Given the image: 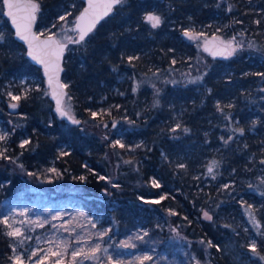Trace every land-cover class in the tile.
<instances>
[{
    "label": "trees",
    "instance_id": "obj_1",
    "mask_svg": "<svg viewBox=\"0 0 264 264\" xmlns=\"http://www.w3.org/2000/svg\"><path fill=\"white\" fill-rule=\"evenodd\" d=\"M38 1L40 10L50 8L51 12L62 3V0ZM228 1L237 3L230 15L217 8L216 0L208 1L202 8L198 0H164L163 4L161 0H125L84 42L72 43L65 55L63 81L68 83V103L77 115L75 118L81 121L79 125L57 116L48 96L38 98L33 94L23 99L16 113H11L7 104H0L3 119L28 117L24 127L10 125L12 133L4 152L7 159L0 158V220L5 197L24 186L22 177L26 175L52 186L50 194L65 197L62 188L79 189L73 202L89 214L100 216L105 239L111 238L115 247L139 227L143 229L139 233L143 239L137 238L138 241L155 247L157 253L167 250L172 242L181 241L172 237V227L190 239V243H185L193 251L198 245L206 247V243H199L201 240L219 245V222L205 219L203 212L212 209L213 202L221 196L219 184L238 182L244 177L251 155L264 158L262 118L248 124L252 117L260 115V110L256 113L254 110L264 106L252 102L254 97H264L261 91L264 78L251 75L264 72L263 67L251 64L254 52L264 53V23L261 20L255 25L258 15L249 12L245 0ZM199 7L208 17L205 23L219 18L217 14L229 22L242 21L231 35L239 32L238 27L244 28L245 32L240 34L244 48L229 58L213 57L192 39L180 40L178 30L170 29L167 21L183 20L189 13L197 16ZM149 12L158 14L166 25L158 29V36L141 31L148 24L145 17ZM5 20L12 30L6 16ZM176 44L189 58L184 66L178 60L175 66H170L172 53L168 49L177 47ZM255 44L259 46L253 47ZM148 50L154 51L146 53ZM159 55L163 58L159 59ZM129 56L139 59L129 64ZM150 63L163 69L153 86L145 84L133 93L129 83L119 82L118 70L128 67L133 76L141 77L151 69ZM35 73L42 75L26 53L0 58V91L9 76ZM201 76L203 79L197 80ZM193 80L197 82L189 83ZM116 86L126 96L116 94ZM104 92L111 105L103 109L105 114L92 118L90 111L97 109L96 100ZM218 103L223 113L218 111ZM229 104L232 107H226ZM240 128L244 129V135L233 131ZM116 129L122 131L116 133ZM23 135L31 141L25 148L20 147ZM117 140L126 147L113 148L111 145ZM133 140L143 142L137 147L132 145ZM61 152L70 155L62 156ZM7 160L20 167L24 175L12 171ZM213 161L217 166L210 175L208 167ZM52 167L55 172H49ZM200 173L203 177H196ZM81 176L85 180H80ZM100 176L106 179L101 180ZM153 179L160 187L152 186ZM113 184L118 187H112ZM144 200L159 203L146 204ZM169 210L177 215H170ZM12 253L11 239L0 223V264H12ZM196 254L209 264H235L222 249L217 251L215 247L205 248L204 252L197 250Z\"/></svg>",
    "mask_w": 264,
    "mask_h": 264
},
{
    "label": "rangeland",
    "instance_id": "obj_2",
    "mask_svg": "<svg viewBox=\"0 0 264 264\" xmlns=\"http://www.w3.org/2000/svg\"><path fill=\"white\" fill-rule=\"evenodd\" d=\"M163 1L164 0H161L162 4L164 3ZM208 1L210 0H198V3L201 4L200 7L202 8V5ZM245 1L246 5L250 7L249 12H254L258 15L255 20V25L261 23V20H263L264 23V0ZM216 3L217 8L219 7L228 12L225 15H230L231 11H228V9H233V6L237 4L228 0H216ZM226 4H228V7L222 8L223 5ZM82 6L80 0H62L60 5L54 7L52 10L53 12L50 11V8L40 10V26L37 27L38 32L48 36H56L61 42H68L70 39L75 38L77 33L67 31L64 25H67L68 28L73 26V21L81 12ZM200 7L198 10H200ZM156 11L157 10H155V12ZM55 12L56 15H54ZM67 12H71L72 15L68 16L66 21H60L58 17ZM155 12H149L147 15L154 14L159 16ZM198 14L197 16H192V14L189 13L183 20H177V22L175 20H168L167 25H171L170 29L176 28L178 30V34L181 36L179 38L180 40L182 37L189 40L188 37L183 35V32L191 31L193 33L192 40L195 41L197 47L202 50L205 49L206 44L214 37L220 42H227L234 38L238 50L231 56H234L238 51L244 48L240 38L242 37L240 36L241 31H243V33L245 32L244 28L240 30L238 27L239 32H235L236 34L233 33L231 35L233 28L235 29V26L242 21L229 22L224 16L217 14L218 17L220 16L219 18L205 23L204 21L208 19V17L206 18L204 11L200 10ZM257 21H259V23H257ZM147 23L148 24H144L141 31L154 32L155 36L160 34V30L158 29L166 27L162 18L159 27L153 28L148 21ZM174 24H176V26H174ZM53 25H55V27H53ZM129 30H131V28H129ZM0 35L4 37L3 41L0 42V58L7 55L20 56L26 53L25 48L22 51V45L13 37L14 32L9 28L5 20L3 6H0ZM239 45H242L243 48L239 47ZM176 46L177 47L168 49V52L172 53L170 66H175L173 60H178V64L184 66L189 58L183 52L184 50L180 48V45L176 44ZM257 46L259 45L255 44L253 47L257 48ZM153 51L148 50L146 53H152ZM263 54L261 55V53L254 52V54L251 55V64L253 65L254 63V66L257 68H264ZM225 55L224 53L220 55V57H225ZM162 58L163 55H159V59ZM256 61L258 63H256ZM151 64L152 63H150V65ZM155 66L156 64H152L151 69L148 68L147 73L141 77L137 75L133 76L131 74L132 69L128 67L118 70L119 82L129 83L133 93H136L145 84L153 86L163 71L162 68H156ZM65 84L68 85L67 82H65ZM3 86L4 88L0 91V104L3 105L5 103L10 109V104L12 102H18L17 112L21 109L23 97L25 95L27 99L33 94L38 98H43L45 96L49 97V91L43 74L35 73L31 75L9 76ZM25 89H29L30 91L25 92ZM9 92L13 95H20L22 97L21 100L13 101L8 95ZM115 92L116 94L120 93V95L126 96V94H121L120 86H116ZM45 93L48 94L46 95ZM108 100L109 97L104 92L96 100V104L98 105L97 109L103 110L104 108L110 107L111 103H108ZM254 100L258 101L257 103H260V105L261 103L264 104V97H254L252 102ZM24 103H26V101ZM66 104L70 105L68 103V98ZM253 104H256V102H253ZM42 105L43 108H45L46 104L44 102ZM29 106L27 102V107ZM259 110L260 115L254 116V118L252 117V120H250L248 124L251 123V121H258L259 118H262V127L264 129V106L258 107L254 112L256 113ZM70 113L74 117L77 116L73 108H71V105ZM26 119H28V117H25V115H17L16 117L3 119L1 118L0 112V134L7 136L6 140L0 141V149L7 148L6 146L12 133L9 128L10 125L15 126L17 124L18 126L21 125V127H24L25 124H27ZM121 131V129H116V133ZM251 132L254 133L255 130L252 129ZM238 139L239 138L236 140ZM25 140L30 139L26 135H23L21 143ZM120 142L123 143L121 140ZM142 142L143 140H133L132 145L137 146ZM262 159L264 158L261 157L256 159L251 155L248 159L250 167L244 172V177L240 178L238 182L229 180L224 182V184H219V188L223 190L221 196L218 200L213 202V208L207 211L212 216V220L214 219L219 222L220 248L235 264H264V261L260 260L248 250L249 243L251 241H256L258 246L257 250L264 253V195H261V192H264V184H261V180L264 179V164L260 163ZM6 164L10 166L12 171L19 175H24L21 169L19 171L20 167L13 165L14 162L11 160H7ZM254 171H256L255 174H253ZM196 177L202 178L203 174L200 173ZM22 178L24 186L15 194L5 197V202L2 204L1 220L7 219L8 224L11 225V228H9L7 225L3 224L6 228V233L14 228H20L24 235L29 237V239H23V237L9 236L12 242V249L13 247L16 248V253H12V256H22L24 264H29V260L31 264H36L38 260H42L43 264H56L57 261H62V264H97L96 261L85 258L88 250L96 244H99L101 248V251L96 253L99 258L98 264H196V261H199L200 264H209L206 259L202 261V259L197 258L198 254H196L197 250L204 252L206 247L198 245L196 247L197 250H191L185 243H190V239L183 236V234L174 227H172L173 231H171L172 237L180 238L181 241L172 242L173 245L162 252L159 250V253H157L158 250H156L155 247L150 245L144 246L143 243L138 241L135 234L139 235V233H142V227H139L136 231L134 230L135 232L130 231L125 239L119 242V247H115L113 246L111 238L105 239V235L102 237L99 235L100 233H105L104 228L100 224V216L89 214L73 202L75 194L80 191L79 189L62 188V193H66L67 196H58L55 193H49L52 186H47L37 179L35 181L31 180V178L26 175ZM249 185H251V187H249ZM248 205L252 206L251 209L248 208ZM250 212L254 214V219L250 217ZM20 213H24V215H20ZM33 221H36V223H33ZM159 223L162 225L163 220ZM93 225H95V227H93ZM19 240H23V243H18ZM81 248L84 249V253L77 255L75 259H73V251ZM34 252L36 255H32ZM53 252H59L60 255H53ZM144 256H151L152 259L143 260L142 258ZM45 257L47 258L44 259ZM12 264H14L13 260Z\"/></svg>",
    "mask_w": 264,
    "mask_h": 264
},
{
    "label": "snow or ice",
    "instance_id": "obj_3",
    "mask_svg": "<svg viewBox=\"0 0 264 264\" xmlns=\"http://www.w3.org/2000/svg\"><path fill=\"white\" fill-rule=\"evenodd\" d=\"M125 0H88V7L85 8L79 16L75 18L73 21V26L71 28H68L67 25H64V28L67 31H72L77 33V36L73 39H70L69 42L71 43H82L85 41V38L93 31L95 28L96 23L99 22V20L103 17L108 15L114 6L124 3ZM4 3L8 7V16L11 18L12 24L15 26L16 29V36L24 41L28 46L27 55L36 63L41 64L44 68V73L48 77V84L49 87L52 89L51 95L53 99L56 100V111L59 113L61 118L68 119L72 124L79 125L81 123L80 120L76 119L73 115L70 114V105H67L63 99L64 96L67 95L63 89L67 88L68 85L61 83L59 80V72L63 71V69L60 67V60L63 55L64 48L67 46L64 43H61L60 41H56L52 38L50 35L47 40L41 41L39 39L40 35H44V33H39V35L36 32L32 31V25L36 19L35 13L39 10V5L34 2V0H4ZM102 9V11L100 10ZM25 11L27 14L24 16H18L17 13L19 11ZM232 9L229 8L228 11H231ZM71 12H67L66 14L60 15L58 19L60 21H66L68 16H71ZM145 19L151 24L153 28L159 27L161 24V18L157 15L150 14L145 17ZM259 23V21H257ZM55 27V25H53ZM183 35L188 37L189 39H193V33L191 31H184ZM4 39L3 35H0V42H2ZM67 39V38H66ZM215 39V37L213 38ZM221 43L224 45L223 52L226 54L225 58L228 56L233 55L237 50L238 46L235 43V40L224 42L221 41ZM239 47H242V45H239ZM249 47H252V45H249ZM205 51H209L207 47L204 49ZM212 55H216V52H212ZM138 56H129L128 57V63L131 64L133 60H138ZM173 63H175V60H173ZM246 75H249L246 73ZM251 75H255L261 78H264V72H255L251 73ZM203 76L198 77L197 80H202ZM196 80L189 81V83H196ZM30 91L29 89H25V92ZM261 91H264V89H261ZM46 95L48 93H45ZM8 95L11 97L13 101H20L21 96L20 95H13L11 92L8 93ZM24 99H27V96L25 95L23 97ZM158 103V102H157ZM18 105L16 103L11 104V107L15 109ZM226 107H232L231 104L227 105ZM217 109L221 113H223V108L220 106V104H217ZM104 110H101L99 113L95 111H90V116L92 118H97L98 115H103ZM226 119H230V117L226 116ZM115 124V122H114ZM104 127H107V125H103ZM179 127V125H177ZM176 129H173L175 131ZM184 131H188L187 129H184ZM233 131H239L240 135H244V129H233ZM7 139L6 135L0 134V141H4ZM231 139V138H230ZM229 141L226 140L225 144H227ZM31 141L25 140L20 144L21 148H25L28 144H30ZM117 145H119L120 148H125L126 146L121 143L119 140L115 141L111 146L115 148ZM141 145H137V147H140ZM6 149H0V158L7 159L6 156H4V152ZM61 155H70V153L67 152H61ZM261 164H264V159L260 160ZM217 166V162L213 161L212 165L208 167V173L211 175L214 172V167ZM21 167H23L21 165ZM179 167L184 168L185 165H179ZM49 171L55 172L56 169L52 168L49 169ZM28 175H32V173H28ZM215 179V176L212 177ZM80 180H85L84 176L79 177ZM99 179L105 180L106 178L104 176H100ZM110 182V181H109ZM152 186L153 187H160L159 182L155 179L152 180ZM261 184H264V179L261 180ZM112 187H118V185L113 184ZM251 187V185H249ZM261 195H264V192H261ZM164 197H161L163 199ZM143 199V198H142ZM146 204H158L159 200H144L143 201ZM251 205H248V208L251 209ZM170 215H177L176 212L169 210ZM20 215H24V213H20ZM250 217L254 219V214L249 213ZM203 216L205 219L211 221L212 216L207 212H203ZM0 223L7 225L9 228H11V225L8 224V220H0ZM33 223H36V221H33ZM95 227V225H93ZM8 236L11 237H23V239H29V237L25 236L24 233L21 231L20 228H14L11 231H8L6 233ZM106 233H100L99 235L102 237ZM144 236L147 235V232L143 234ZM138 239H143V236H138ZM51 242V241H49ZM18 243H23V240H19ZM200 244L206 243V248H212L215 247L217 251H220L219 245H214L211 240H208L205 242L204 240L199 241ZM258 246L256 241H251L248 245V250L258 257L260 260L264 261V253H261L257 250ZM13 253H16V248L13 247L12 249ZM101 248L99 244H96L94 247L90 248L88 250V253L85 255L86 259H92L97 262L99 258L97 257L96 253L100 252ZM81 253H84V249H77L73 251L72 257L75 259V257ZM53 255H60L59 252H53ZM32 255H36V253H32ZM45 257L44 259H46ZM14 261V264H24L23 258L20 255H13L10 257ZM143 260H151V256H144L142 258ZM29 264H31V261L29 260ZM36 264H43L42 260L36 261ZM56 264H62V261H57ZM196 264H200L199 261H196Z\"/></svg>",
    "mask_w": 264,
    "mask_h": 264
},
{
    "label": "water",
    "instance_id": "obj_4",
    "mask_svg": "<svg viewBox=\"0 0 264 264\" xmlns=\"http://www.w3.org/2000/svg\"><path fill=\"white\" fill-rule=\"evenodd\" d=\"M82 1H83V8H82L81 12H82L85 8L88 7V0H82ZM34 2L37 3V4L39 5V10H40V3H39V1H38V0H34ZM101 2H102V0H101ZM117 6H118V5L114 6L113 9H112V11H111L108 15L103 16V17L99 20V22L96 23L95 28L93 29V31H92L91 33H89V35H91V34L96 30V28L98 27V25H99V24H100V23H101L106 17H108V16H109V15L115 10V8H116ZM3 7H4V13H5V16L8 18L9 23H10V26H11L13 32H14V38H15L20 44H22V45L24 46V48H25V50H26V56L30 59V61L32 62V64L35 65L36 67H38V68L42 71V74H43V76H44V78H45L46 86H47L48 91H49V99H50V101L53 103V108H54L55 113L57 114V116L60 117L59 113L56 111V100L53 99V97H52V95H51L52 89L49 87V84H48V77H47V76L45 75V73H44V68H43V66H42L41 64H38V63H36L35 61H33V60L27 55L28 46H27V44H26L24 41L20 40V39L16 36V29H15V26L12 24V22H11V18H10V17L8 16V14H7V13H8V7H7V5L4 3V0H3ZM39 10L35 13L36 19H35V21H34V23H33V25H32V31H33V32H36L38 35H39V32H38V30H37V27H38V21H39ZM100 10L102 11V9H100ZM81 12H80V13H81ZM80 13H79V15H80ZM26 14H27V13H26L25 11H23V10H21V11H19V12L17 13L18 16H24V15H26ZM79 15H78V16H79ZM89 35H88V36H89ZM88 36H87V37H88ZM48 37H49L48 35H40V36H39V39H40L41 41H44V40H47ZM87 37H86V38H87ZM52 38H53L54 40H56V41H60L56 36H52ZM86 38H85V39H86ZM60 42H61V41H60ZM61 43H64V44L67 45V46L64 48L63 55H62V58H61V60H60V67L63 69V71H60V72H59V80H60L61 83H64V81H63V75H64V70H65V66H64L65 55H66V52H67V50L69 49V47H70V45H71L72 43L69 42V41H68V42H61ZM205 47H207V48L209 49V51H207L209 54H211L212 52H216V53H217L215 56L211 54L213 57H218V56L224 54V52H223L224 45H223L218 39H211L210 42H209L208 44H206ZM64 84H65V83H64ZM62 91H64L65 93H67V95L63 97V99H64V101H65V103H66V100H67V98H68V89L65 88V89H63ZM15 103L18 105V102H15ZM9 104H10V103H9ZM11 104H13V102H12ZM11 104H10V109H9L10 112H11V113H16L17 110H18V106H17L15 109H13V108L11 107ZM70 114H71V113H70ZM60 118H61V117H60ZM62 119H64V120L67 121L68 123L72 124L68 119H66V118H62ZM116 126H117V123H115V124L113 125V128H115Z\"/></svg>",
    "mask_w": 264,
    "mask_h": 264
},
{
    "label": "flooded vegetation",
    "instance_id": "obj_5",
    "mask_svg": "<svg viewBox=\"0 0 264 264\" xmlns=\"http://www.w3.org/2000/svg\"><path fill=\"white\" fill-rule=\"evenodd\" d=\"M83 2V1H82Z\"/></svg>",
    "mask_w": 264,
    "mask_h": 264
}]
</instances>
